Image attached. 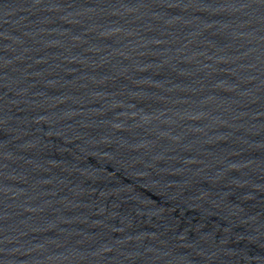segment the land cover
Segmentation results:
<instances>
[{"label":"water","instance_id":"95a60500","mask_svg":"<svg viewBox=\"0 0 264 264\" xmlns=\"http://www.w3.org/2000/svg\"><path fill=\"white\" fill-rule=\"evenodd\" d=\"M0 264H264V0H0Z\"/></svg>","mask_w":264,"mask_h":264}]
</instances>
